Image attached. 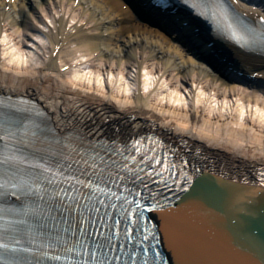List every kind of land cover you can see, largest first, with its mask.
<instances>
[{"label":"bare ground","instance_id":"6f19581e","mask_svg":"<svg viewBox=\"0 0 264 264\" xmlns=\"http://www.w3.org/2000/svg\"><path fill=\"white\" fill-rule=\"evenodd\" d=\"M49 3L54 5L52 10L46 8ZM40 8L46 14L35 25L30 18ZM250 8L264 14V8ZM170 17L180 18L157 13L145 0H80L79 4L76 0H0V100L36 101L45 112L54 144L68 145L78 135L79 140L87 136L93 144L105 140L129 146L136 138L160 136L185 154L198 169L195 175L264 190L258 183L264 167V129L246 124L249 118L264 125L256 111L264 112V55L247 53L216 35V45H211L202 32L197 33L195 23L189 25L183 19L195 43L181 42L183 37L165 24ZM9 28L13 34L6 33ZM27 35L28 42L18 39ZM8 39L15 46L2 50L1 44ZM39 47L48 51L44 59L37 54ZM82 57L90 62V71L79 67L84 60L72 63ZM96 58L137 68L144 92L132 94L137 82L127 80L128 74L121 69L116 86L115 79L108 82L111 93L85 95L79 88L83 90L86 76L96 81L101 74V68L94 71ZM67 65L70 71L65 72ZM145 72L151 78L148 82ZM180 80L196 85L192 105L181 93L187 85H179ZM157 81L171 87L163 98H158L162 89H151ZM97 85L98 90L105 88V82ZM223 110L233 119L221 122L219 118L227 114ZM115 128L122 135L114 134Z\"/></svg>","mask_w":264,"mask_h":264},{"label":"snow or ice","instance_id":"6c2138e0","mask_svg":"<svg viewBox=\"0 0 264 264\" xmlns=\"http://www.w3.org/2000/svg\"><path fill=\"white\" fill-rule=\"evenodd\" d=\"M79 2L80 0H76L77 4ZM159 2L161 6L166 7L169 0H159ZM216 2L218 12L230 26H234L235 18L242 19L246 15L237 12V6L242 0H216ZM243 2L247 3L248 0ZM190 6L197 7L196 4ZM258 22L264 27V15L260 16ZM165 24L183 37L181 42L192 40L195 43V37L190 34L182 19L170 17L165 20ZM261 35L264 36V32ZM63 71L66 72L67 69ZM86 78L89 83L92 82L90 74ZM144 78L146 82L151 80L147 72L144 73ZM76 79H79V76ZM105 79L113 80L115 77L98 76L96 82L103 84ZM120 79L124 80L123 77ZM145 91H148L147 83ZM256 111L264 119V112L260 109ZM241 118H243V110ZM113 133L122 135V130L115 128ZM14 135L11 129L5 134L0 126V141L4 144L15 143L12 139ZM33 135L35 136V133ZM84 139L88 140V137L85 136ZM25 147L31 148V156H25L22 160L17 158L15 149L0 152V167L6 165L8 168L6 174H0V190H9L11 186L12 194L20 198L19 192L24 188L22 184L15 183L11 179L19 174L12 169L32 170L31 179L24 181L23 184L30 190L28 194H35L41 202L36 212L44 230L35 237L30 236L28 243L33 249L31 255L39 256L40 249L47 251L55 249L59 252L60 246H63L66 255L78 257V259H66L63 264H154V258L152 260L149 258L150 249H145V241L155 238L156 232L154 226L148 225L144 214L168 213L170 205L160 201L158 197L153 199L152 194L144 195L142 185L151 188L154 182L166 183L169 187H173L168 179L172 175L173 157L169 155L164 159L161 151L164 145L160 140L150 137H145L143 140L136 138L132 140L130 148L119 142L108 143L105 140L95 144L89 140L87 144L75 147L63 145L55 151L38 142ZM145 147L147 151L143 150ZM129 152L131 155L128 154ZM189 164V161L181 159L183 168H188ZM178 179L183 185L188 178L181 176ZM188 182L191 183V180ZM258 183L264 188V167L260 169ZM131 185H136V190H133ZM184 190L189 191L187 188ZM199 195L200 193L193 192L190 198L195 199ZM122 225L123 231H121ZM137 229L143 233L139 241L134 238ZM0 231L3 229L0 228ZM121 244L123 250L120 248ZM130 245L133 247L128 250ZM152 247H158L155 239ZM8 251L29 252V249L10 247L0 236V253ZM194 256L197 260L200 259V254ZM48 258L52 259V257ZM60 258L59 255L55 257L56 260ZM0 264H12V262L0 255ZM204 264H214V262L208 257Z\"/></svg>","mask_w":264,"mask_h":264},{"label":"water","instance_id":"95a60500","mask_svg":"<svg viewBox=\"0 0 264 264\" xmlns=\"http://www.w3.org/2000/svg\"><path fill=\"white\" fill-rule=\"evenodd\" d=\"M187 189L153 214L169 264H264V190L207 174Z\"/></svg>","mask_w":264,"mask_h":264},{"label":"rangeland","instance_id":"374dc122","mask_svg":"<svg viewBox=\"0 0 264 264\" xmlns=\"http://www.w3.org/2000/svg\"><path fill=\"white\" fill-rule=\"evenodd\" d=\"M7 1L9 2L10 0H7ZM48 7H49V9L52 10L54 8V5L52 6V4L49 3V6L47 5L46 8H48ZM45 14H46L45 13V10L43 8H40L37 12H35V14H33L35 18L33 16H31V18H30L31 23H33V24L36 25V21L39 20L40 17L45 16ZM49 21H50V19H48V22ZM51 23H49V24H51ZM72 24H73L72 22L69 23V26H68L69 29H71ZM52 28H54V25H53ZM30 32L31 31H27V34H30ZM6 33L13 34L14 33V29L13 28H9ZM29 38H30V35H29ZM18 39L19 40L20 39H23L25 42H28V35H27V37L26 36L25 37H23V36L22 37H18ZM31 45H32V42H30L28 44V46H31ZM14 46H15L14 41H10L9 39L5 43V45L4 44H1L2 50L5 48V51L8 50V49H11ZM26 50H28V48ZM47 52L48 51L45 48H40L39 47L37 54L39 56L43 57V59H44L45 58V54H47ZM5 57H6V55H5ZM63 57L69 58V62H71L69 55H66L65 54ZM86 59H87V57H82L79 60L73 61L72 63L74 65H77V63L79 64L80 61L81 62H83V60H84V62L87 61ZM6 60L10 63V61L8 59H6ZM89 64H90V62L81 63V66H79V67H83V69H85L87 71H90L91 66ZM150 64L151 65L149 67H153V61H150ZM68 66L69 65H67L66 67H63V69L66 68L67 71H70V68H67ZM93 67L95 68L94 71H96L99 68H101V71H100L101 74H100V76H103V77H115V81L116 82L113 83V87L116 86V84H117L118 74H119L120 70L121 69H124L125 74H128V77H127L128 79L127 80H129V81L134 80V81L137 82L134 85V89L131 91V93L133 94V93L140 92L141 87L139 86V83H138V80H137V78H138V69L137 68H135L133 66H126L125 64L124 65H119L117 63H113V62L111 63L110 61L101 60V59H97V58L95 60V66H93ZM111 68H112L113 71L110 70ZM94 75H96V74H93V76ZM158 80H159V78H158ZM87 82L88 81H86V82L84 81V83L82 84L84 86L83 90H82L81 87L79 88V90L82 91L85 95H87V94H89L91 92H93L94 94L99 95V96H103V93H108V92L111 93V88H110L111 85H110V83H108L109 80H107V79H105V81H104L105 82V88L100 89V90H98L99 87H98V85H97V83H96V81L94 79H93L92 83H89V82L87 83ZM181 82L182 83H185V85H187V87H184ZM158 83H159V81H157L155 83V85L152 86L151 89L152 90H155L156 87H159V89H162L163 91L158 94V98H161V97L163 98V96L165 95V93H167L171 89V87L167 83L162 84V85H160ZM177 83L179 85H182L183 86V87H181L182 88L181 93H183V95L186 96L187 101H189V103L192 105V101H193L194 95H195V91L194 90L196 88V85L195 86L194 85L192 86L191 81H189V82L186 83V81L184 82L183 80H180V82H177ZM85 87L87 89L86 92L84 91V90H86ZM90 88H92V90L89 91ZM73 89H75V88H73ZM58 90L60 91V89H58ZM141 91L144 92L143 89H141ZM54 93H57V92H54ZM59 94L62 95V93H59ZM231 100H232V102H235L236 101V97H233V99H231ZM164 102H167V99L166 98H165V101ZM189 103H188V106H189ZM167 104H168V106H170V103L167 102ZM201 106L204 107V104L202 103ZM223 113H227V114L224 117H220V118L217 117L215 119H218L219 118V119H221L220 120L221 122H224V121L228 122L231 119H233V116L230 114L229 111L223 110ZM248 123L250 124V126H253L254 125L258 129H264V125L261 122L255 121L254 119L247 118L246 124H248Z\"/></svg>","mask_w":264,"mask_h":264}]
</instances>
